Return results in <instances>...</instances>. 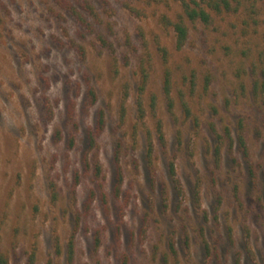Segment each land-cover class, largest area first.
<instances>
[{"label": "rangeland", "instance_id": "374dc122", "mask_svg": "<svg viewBox=\"0 0 264 264\" xmlns=\"http://www.w3.org/2000/svg\"><path fill=\"white\" fill-rule=\"evenodd\" d=\"M232 7L209 25L187 21L177 48L162 16L174 20L179 1L0 0V252L8 264H28L32 254L33 264H120L124 254L130 264H264V0ZM145 74L143 124L136 101ZM100 108L106 127L92 146ZM157 118L166 149L150 166L144 139ZM212 121L220 129L241 122L247 154L223 145L216 162ZM119 144L125 178L116 196Z\"/></svg>", "mask_w": 264, "mask_h": 264}, {"label": "trees", "instance_id": "16d2710c", "mask_svg": "<svg viewBox=\"0 0 264 264\" xmlns=\"http://www.w3.org/2000/svg\"><path fill=\"white\" fill-rule=\"evenodd\" d=\"M179 1L181 5V13L177 15V17L172 20L167 15L162 16V22L166 27H172L175 32L176 37V47L181 48L187 42L189 36V28L187 26V21L196 22L200 21L205 25H209L212 23L213 15L220 14L224 11L234 10L232 7L233 0H175ZM75 14L76 12L73 11ZM167 61V60H166ZM147 84V74L144 75L142 86L140 87V96L136 101V109H137V122L145 123L146 116V108L141 97L143 90ZM255 88L259 85V82H255ZM164 91L169 98L170 109L173 107V98L170 96L171 91V73L169 68L166 67L165 70V78H164ZM88 101L91 105L96 104L98 100L97 90L94 86L90 85L86 92ZM183 109L186 111L187 115H190V107L189 105L183 101ZM150 108L152 114L156 116V100L155 97H152V101L150 103ZM124 110H122L121 118L123 119ZM194 124L197 128H202V122L200 119H194ZM106 127V116L105 111L103 109H99L97 113V119L94 128H90L88 132V141L90 145H95L98 137L102 134ZM208 131L215 136L216 144L212 147L213 156L216 162H220L222 160V152L221 148L223 145L226 146L228 151H233L236 147L243 154H247V141L246 137L242 131V123L238 122L236 126H231L230 124L223 126L221 129L218 128L215 122H209ZM136 128V127H135ZM220 129V130H219ZM236 130V131H235ZM138 132V134L136 133ZM139 135V131L136 129L134 131V141L136 136ZM120 143V142H119ZM121 144H119L114 152L115 156V164H116V183L114 187V193L118 196L121 192V188L124 183V169L121 164ZM144 159L148 165H153L154 159L157 155V152H162L166 149V138L163 120L160 118L155 119V125L153 129L146 128L145 139H144ZM95 175L97 178H102L103 167L102 164L97 160L94 163ZM166 172L171 180L172 186L176 189V192L179 194L182 191V187L177 185V182L173 177L176 175V162L173 157H169L166 162ZM177 186V187H176ZM199 190H197L196 194L199 196ZM55 194V193H54ZM95 195L94 191L92 192ZM101 238L99 235L95 237V246L98 247L100 244ZM205 246L209 250V244L205 240ZM74 250H75V235L73 234L69 243L67 250V260L69 262L73 261L74 258ZM168 250L171 255H177L176 244L173 240L168 242ZM35 255L32 254L30 256V262L28 264H33L35 259ZM0 264H8V257L3 252H0ZM120 264H130L129 258L127 255H123L120 260Z\"/></svg>", "mask_w": 264, "mask_h": 264}]
</instances>
